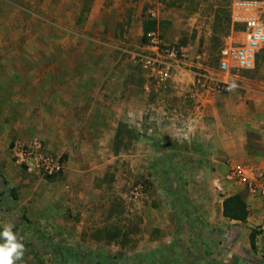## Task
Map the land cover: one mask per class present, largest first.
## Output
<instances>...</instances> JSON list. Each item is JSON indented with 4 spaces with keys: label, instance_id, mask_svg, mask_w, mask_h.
Segmentation results:
<instances>
[{
    "label": "rangeland",
    "instance_id": "obj_1",
    "mask_svg": "<svg viewBox=\"0 0 264 264\" xmlns=\"http://www.w3.org/2000/svg\"><path fill=\"white\" fill-rule=\"evenodd\" d=\"M232 1L0 0V225L28 245L22 260L59 264L62 248L113 264H264V216L249 226L223 215L237 185L224 178L232 160L218 164L197 135L203 109L187 88L171 105L170 86L147 90L137 56L150 20L163 45L214 59L239 35ZM262 66L264 48L237 88L244 113ZM162 112L172 116L166 129L146 132ZM195 114L192 135L179 136ZM34 137L63 169L47 176L16 164L22 177L13 183L11 149Z\"/></svg>",
    "mask_w": 264,
    "mask_h": 264
},
{
    "label": "built area",
    "instance_id": "obj_2",
    "mask_svg": "<svg viewBox=\"0 0 264 264\" xmlns=\"http://www.w3.org/2000/svg\"><path fill=\"white\" fill-rule=\"evenodd\" d=\"M230 19L232 28L240 30V36H230L214 59L205 61L201 70L193 72L194 81L189 88V96L196 110L207 106L214 95L231 93L239 87L238 82L243 74L256 68L258 55L264 48V0H233L230 4ZM145 45V51L137 55L148 78L145 88L150 91L152 87L166 90L176 70L181 69L183 62L188 59L187 48L183 45H163L158 29L147 33ZM194 58L202 60V54L197 53ZM197 118L192 117L187 124L179 127L178 135L185 138L191 136ZM171 120L172 116L167 112L157 113L146 132H153L156 126L165 130L164 125ZM11 152L14 163L29 171L54 176L63 169L59 158L37 137L16 141ZM225 178L237 186L245 184V189L252 195L258 194L264 203V169L254 172L240 165H232Z\"/></svg>",
    "mask_w": 264,
    "mask_h": 264
},
{
    "label": "crops",
    "instance_id": "obj_3",
    "mask_svg": "<svg viewBox=\"0 0 264 264\" xmlns=\"http://www.w3.org/2000/svg\"><path fill=\"white\" fill-rule=\"evenodd\" d=\"M168 36L170 37L169 34ZM145 49L146 45L142 47V51ZM201 54L202 60L188 57L181 69L176 70L172 76L167 96L169 105L179 101L178 96L181 92L186 88L188 90L193 84V72L201 70L204 62L209 60L210 57L206 52ZM241 80L238 82L239 87ZM237 88L229 95L218 94L217 98L213 97L211 102L203 108L201 119H204V123L206 121V125L202 123L204 125L201 126L197 135H203L208 140L205 148L218 152V164L231 159L232 165H240L251 171L260 172L264 169V66L257 70L246 113L243 112V105L248 103L239 95ZM163 101L166 99L163 98L161 102ZM8 170L10 176L8 180L18 183L22 177L21 167L10 163ZM25 181H29V178ZM234 192L240 193L248 203L250 214L246 224L251 226L254 221L262 219L264 216L262 202L260 203L256 197L247 193L243 186H236Z\"/></svg>",
    "mask_w": 264,
    "mask_h": 264
},
{
    "label": "trees",
    "instance_id": "obj_4",
    "mask_svg": "<svg viewBox=\"0 0 264 264\" xmlns=\"http://www.w3.org/2000/svg\"><path fill=\"white\" fill-rule=\"evenodd\" d=\"M156 29V24L154 21L148 20L144 24V32H143V39L144 41H147V33L150 30ZM11 192L13 190L11 189ZM250 214V210L248 207V203L245 201V199L242 197L240 193H233L228 196H226L223 200V215L225 217H228L230 219L245 222L247 221ZM119 233H109L107 234L108 239L115 240L116 236H118ZM258 234L257 230H252L250 234V241L252 247H255V238ZM18 239L23 243L24 247H27L28 245L25 244L22 239L18 237ZM35 254V253H34ZM55 254L58 258L59 264H62V260L64 262H68L70 259L77 258L78 260L87 261L88 264H113L111 259L107 256L102 255H94V254H86L84 252L80 251H74L73 249H68L62 251V248H56ZM38 264H45V262L37 257ZM16 264H28L26 261L20 259L16 262Z\"/></svg>",
    "mask_w": 264,
    "mask_h": 264
},
{
    "label": "clouds",
    "instance_id": "obj_5",
    "mask_svg": "<svg viewBox=\"0 0 264 264\" xmlns=\"http://www.w3.org/2000/svg\"><path fill=\"white\" fill-rule=\"evenodd\" d=\"M24 245L11 224L0 225V264H16L23 255Z\"/></svg>",
    "mask_w": 264,
    "mask_h": 264
}]
</instances>
